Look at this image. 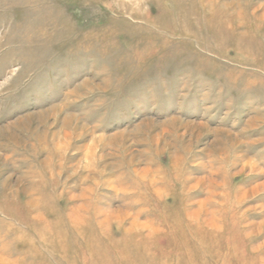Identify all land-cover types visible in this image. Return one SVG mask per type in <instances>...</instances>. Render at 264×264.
<instances>
[{
  "label": "rangeland",
  "instance_id": "1",
  "mask_svg": "<svg viewBox=\"0 0 264 264\" xmlns=\"http://www.w3.org/2000/svg\"><path fill=\"white\" fill-rule=\"evenodd\" d=\"M0 264H264V0H0Z\"/></svg>",
  "mask_w": 264,
  "mask_h": 264
}]
</instances>
